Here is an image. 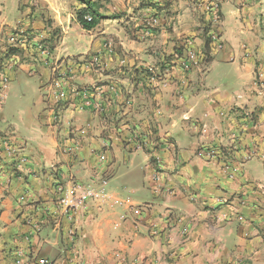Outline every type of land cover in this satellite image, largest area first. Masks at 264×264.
<instances>
[{"label": "crops", "instance_id": "0c3cea01", "mask_svg": "<svg viewBox=\"0 0 264 264\" xmlns=\"http://www.w3.org/2000/svg\"><path fill=\"white\" fill-rule=\"evenodd\" d=\"M87 3L100 17L91 31L78 20ZM186 3L2 0L0 17L10 8L21 16L14 26L0 20L1 43L17 35L49 55L24 52L25 61L10 59L3 71L8 88L18 74L38 77L40 97L16 123L5 114L8 96L0 107V264H264V158L245 160L264 149L243 141L230 76L221 78L228 90L209 76L216 57L205 79H182L170 60L191 33ZM71 31L89 34L91 46L70 53ZM93 57V70L74 67ZM54 66L70 72L71 90ZM97 84L115 88L109 99L76 91ZM122 85L138 87L128 101ZM203 149L215 155L200 156ZM103 179L109 200L61 209L59 186Z\"/></svg>", "mask_w": 264, "mask_h": 264}, {"label": "rangeland", "instance_id": "374dc122", "mask_svg": "<svg viewBox=\"0 0 264 264\" xmlns=\"http://www.w3.org/2000/svg\"><path fill=\"white\" fill-rule=\"evenodd\" d=\"M183 2H187V8L183 9L181 14L186 15L183 26L191 33L185 35V38L179 41L180 47L175 49L180 56L175 54L176 56H171L170 60H175L177 66L179 65L182 79L189 80L192 73H197L196 78L205 79L209 65L216 57L218 67L209 76L211 75L212 81L222 86V90L229 88L222 79L226 81L227 78L229 81L230 76V92L237 101L230 112L236 115L235 121L244 127L241 133L245 134L243 141L247 142L246 146H263L264 149V0H183ZM5 11L0 20L14 26L21 13L17 8ZM168 14L170 17L177 16L178 12ZM123 15L128 16V13L125 12ZM194 32H198L197 35L193 36ZM208 38L212 41L209 54L205 51V40ZM91 42L92 37L89 34H78L75 31L69 32L64 40L70 53L74 54L85 51L91 46ZM0 44H2L0 49H4L0 53V72L6 70L7 62L10 59L12 61L13 56L17 55L21 62L25 61V54L23 55L20 49L13 48L10 42L0 41ZM228 54L230 59L226 61L225 57ZM126 76L124 77L127 78ZM130 77L127 81L129 84L132 80ZM155 77L161 76L155 74ZM38 88V77H28L25 74L11 77L4 105L9 123L18 122L20 115L25 117L26 114H31L33 104L40 97ZM137 88L122 85L121 94L128 101ZM113 89L115 88L110 87L109 91ZM142 89L147 91V88ZM78 90H90L91 94H94L93 98H102L106 94L105 98L109 99L111 95L109 91L102 92L101 84L88 85L85 88L79 85ZM93 105L96 112L101 114L103 108L100 102L96 101ZM249 153L251 159L257 157L259 153L264 158V151L250 149Z\"/></svg>", "mask_w": 264, "mask_h": 264}, {"label": "built area", "instance_id": "2783aa9c", "mask_svg": "<svg viewBox=\"0 0 264 264\" xmlns=\"http://www.w3.org/2000/svg\"><path fill=\"white\" fill-rule=\"evenodd\" d=\"M85 20L91 21L92 16L86 15ZM32 41V40H30ZM9 42L11 43L12 47L15 49H22L23 53H27L28 56L31 58H39L37 57L38 54L44 55L46 54L47 56L49 55V50L47 48L42 47L40 44H30V42L22 38L20 39L17 35H12L9 37ZM25 47V49H24ZM36 48L41 49L40 53L37 51ZM24 55V54H23ZM26 56V54H25ZM12 59H17V55L13 56ZM83 65L85 66L86 70H93L96 66L99 65V60L96 57H93L89 59L88 61H82V62H75L74 67L77 66V68H82ZM7 66V65H6ZM187 66V65H186ZM61 68H56L55 66L53 67L52 73L57 76V81L61 82V84H69V80L67 79V76L70 75V72L68 73L67 70L61 71ZM8 83H9V78L2 72H0V107L4 103V100L6 99L7 96V90H8ZM69 90L72 89V84H69ZM77 93H91L90 90H76ZM103 92V91H102ZM100 93V92H99ZM93 94V93H92ZM63 93L60 95L63 97ZM74 138V142L77 143V141ZM214 154V151H210L208 149H203L200 152V156H205V157H212ZM250 154H248L245 157V160L250 158ZM105 157L102 156V159ZM107 181L103 179L100 183V185H84L80 184L78 182H72L68 188H65L63 186L58 187V193H59V205L61 209L65 213H74L79 210H84L87 208V206L91 202H104L106 200H109L111 198V195L108 193L107 189ZM121 201L119 199L114 200V204L116 205H121ZM19 264L20 262L17 261ZM31 264H53L46 258H41V257H36L35 259L33 258L31 260Z\"/></svg>", "mask_w": 264, "mask_h": 264}, {"label": "trees", "instance_id": "16d2710c", "mask_svg": "<svg viewBox=\"0 0 264 264\" xmlns=\"http://www.w3.org/2000/svg\"><path fill=\"white\" fill-rule=\"evenodd\" d=\"M86 6H87L86 8H84L83 10H81L78 13V20H79V22H80V24L84 30L91 31L98 26V24L100 22V17L98 15H96L95 12L91 11L92 5L90 3H87ZM86 15L92 16V20L91 21L85 20ZM211 45H212L211 39L210 38L206 39L205 40V51L207 54H209L211 52L210 51Z\"/></svg>", "mask_w": 264, "mask_h": 264}]
</instances>
